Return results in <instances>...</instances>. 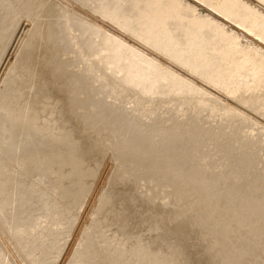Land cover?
Returning a JSON list of instances; mask_svg holds the SVG:
<instances>
[{"label": "bare ground", "instance_id": "bare-ground-1", "mask_svg": "<svg viewBox=\"0 0 264 264\" xmlns=\"http://www.w3.org/2000/svg\"><path fill=\"white\" fill-rule=\"evenodd\" d=\"M24 17H27L32 27H27L28 30L25 27L28 32L25 35L26 32L23 31L25 37L22 35L24 38L20 49L13 52L12 48L13 53L8 51L11 53L3 56L7 51L5 49L9 48L11 35L13 40V33L17 30L14 28L20 27V22L26 20ZM22 28L24 30V27ZM13 45L15 47V43ZM2 56L4 62L0 63V264H20V259L17 262L15 254L24 264L187 262L182 260L186 259V252L191 251L188 246L189 251L184 252L186 255L181 260L183 257L181 247L186 249V244L178 243L164 251L159 248L152 251L149 247L152 244V248H155L153 244L158 241L151 240L154 242L145 247L151 239L147 240L149 233L143 232L148 235L146 238L148 243L143 246L144 244L138 241L141 234L138 236L132 232L138 236L134 240L136 237L130 233L131 240L134 237L133 240L130 241L128 238L127 241L130 242L126 243L122 238L123 244L118 241L122 242L120 238L124 236L118 234L119 230H113V233L117 232L119 236L114 237L115 234L113 235L111 231L112 237H119V240L117 239L116 243L113 242L114 238L111 241H107V238L105 240L112 245L118 243L119 246L113 249L110 247L111 250L102 247L107 245L104 244V238L101 242L99 241L101 238H97L101 237L104 230L111 229L108 223L105 228H110L105 229L104 226L94 225V222L93 226L99 227L100 234L96 231L100 236L94 234L95 230L93 234L92 231L91 234L87 232L92 222L86 227L83 221L84 223H79L72 229L77 219L72 211L79 207H76L77 204L82 203L81 199L84 200L92 189L89 190V186L86 185L89 178H86L87 182L83 178L87 174L92 175V171L93 174L97 173L95 168L94 170L90 168L91 172H87L90 166L85 167L86 163L82 161L86 171L80 159L72 153L76 152L78 156L82 155L81 159L87 160L86 157L89 158L87 153L96 152L97 147L100 150V152L97 150L99 152L97 154L101 157L93 153L89 159L93 161L97 156L94 160L96 162L107 151L112 150L109 159L115 166L114 168L109 166L112 168L110 172H113L112 179L109 175L106 180L109 169L106 168L108 164L105 162L106 169L100 171V174L98 172L99 176L95 173L96 190L92 191L93 195L91 192L88 193L92 196L91 201L103 196L98 194L102 185H105V180H109L110 183H106L107 187L113 184L117 186L120 182L126 186L129 182L132 191L135 189L132 182L137 183L136 187L139 186L134 191L140 190L135 193L143 195L144 204L139 207L144 208L143 211L147 207L146 203L152 205L155 200H158L157 204L155 202L152 208L161 205L160 201L164 203L169 200L168 204L171 203L172 207L164 204L168 210L162 206V209H156L157 215L154 213L153 217L151 214L150 218L153 217L154 222L156 216H159L157 221L162 217L164 221L160 222L159 226L165 225L166 222L165 226L168 228H165L170 229L169 231L173 228L172 231L177 235L179 231L186 230L183 235L184 241L187 232L190 233L188 238L193 236L199 239L202 249L197 240H193L195 243L192 241L191 246L194 244L196 248L192 249L196 253L198 249L201 257L198 253L197 257H194L195 252L193 254L191 252L192 257L187 256L191 258L190 262L193 264L198 259L199 262L196 264H264V174L257 175L256 178L242 174L254 168L264 169V136L261 137L264 135V0H0V60L3 61ZM56 57H59L58 60ZM51 90L53 94L56 93L54 103L58 102L61 105L60 107L57 104V108L59 106L60 109L56 112L55 109L51 112L53 105L50 106L46 104L48 101H45L46 96L52 94ZM58 94H64L63 98ZM46 109L50 110L51 117L46 116L49 114L45 112ZM41 110L42 115L46 113V117L44 116L46 121L40 119ZM65 113L67 115L69 113L70 118L74 116L73 122H76L75 119L81 122L73 126V123L68 122L71 120L69 115H66V119H69L67 121L69 129L72 124L74 130L79 127L85 134L88 131L87 135H83L86 138L94 136L92 137L94 140L87 146V141L91 138L86 139L82 136L83 132L78 131L77 134L81 133L79 135L87 142V147L84 148L85 143L83 144L80 139L83 144V149H80L82 144L79 143V137L74 136L76 132L72 133L74 135L71 138L79 140L74 143L80 145L75 144L79 149L74 147L77 151L72 153L70 150L62 152L64 149L62 146L67 145L72 130L68 129L69 134L67 129L65 130L67 128V122L64 121ZM232 117L240 119L239 123L234 124L238 129L228 128L222 132V136L227 138L217 139L214 147L219 151L218 156H222V160H218L216 156L205 153V141L198 138L192 129L198 126L200 120ZM47 118L55 122V125L53 123V126L52 122L47 124ZM62 122L66 124L62 125ZM91 130L94 134L89 133ZM256 139L258 142L254 144L253 141ZM70 140L69 143L72 144ZM59 141L66 143L59 145ZM259 144L263 145L260 152L255 148ZM67 146H64L65 149H68ZM71 149L73 150L72 146ZM78 150H84L80 151L83 154ZM84 153L86 157H83ZM102 162L100 161V165L97 161L98 166L104 168ZM67 165L68 168H72H70L72 172L71 170L70 173L65 172L64 177L63 172L66 169L69 171ZM82 168L85 172H82ZM73 173L74 177H71L70 174ZM29 176L32 178L29 179ZM44 176L55 180L50 186L47 184L46 188L41 186L37 188ZM95 176L93 175V182ZM67 177L72 180H68ZM63 178L71 184L68 181L66 182L69 185L62 184L65 181ZM131 178L133 180H130ZM44 179L43 181L47 180ZM115 179L120 180H117L119 181L117 185ZM126 179L127 182H124ZM136 180L138 181L135 182ZM43 181L42 185L48 183V180ZM124 184L117 186L118 188L112 186L110 190L117 189L112 190L114 194L111 191L109 196L101 192L106 195L103 197L105 202H111L113 199V202L119 203L124 197L128 200L134 199H131V202L135 200L141 202V197L138 196V200L128 185L124 188L128 187L130 191L123 188ZM119 188L128 191L131 196L132 193L134 195L129 197L125 191L122 194ZM37 191L42 195H45L43 191L54 194L55 199V195L64 198L62 201L66 203L65 210L60 205L59 196H57L59 204L48 193L50 197L48 201L45 198L41 199L43 201L41 203L37 201L39 196H42ZM33 193L36 195L33 196ZM120 194L125 196L121 198ZM30 195L33 198L38 196L35 201L32 200L39 202L40 205H35L30 200L32 197ZM116 197L118 201L114 200ZM86 198L90 200L89 196ZM103 198L96 199L95 203L99 200V203L105 205ZM130 201L121 205L124 207L129 204L123 209L129 207L132 212L136 210L133 218L130 212L126 214L128 219L121 214L126 218L125 221L123 217L124 223L130 221L127 231L137 227V217L142 214L136 213L140 210L137 207L139 203L137 206L135 204L137 201L132 203L133 207L130 209ZM28 202L34 204V207H31V204L27 206ZM93 203L88 204L90 207L86 209V215L92 217L99 210L95 208L97 210L90 211ZM101 204L98 205L102 206ZM109 207L106 205L107 209ZM122 207H119V212ZM136 207L137 209H133ZM119 208L117 207V210ZM153 210L148 206L146 213ZM111 214L108 218L113 217ZM106 215L105 213L104 216ZM178 218L183 219L179 222ZM120 220L122 222L117 223H123L122 218ZM111 221L113 224L112 218ZM175 221L177 223L174 224ZM104 222L107 220H102V223ZM169 223H172L171 227ZM153 224L152 229L153 226H157ZM133 226L135 227L132 228ZM121 228L120 231H126L124 226ZM91 229L93 227L88 230ZM166 229L160 230L163 232ZM125 231L124 235L127 233ZM163 233L165 234V231ZM4 234L8 240L15 241L18 248L10 244L14 242L8 243L6 237L3 241ZM71 235L72 239L68 245V238H71ZM93 235L102 248L95 245V239H93L95 243L91 240ZM109 235L106 236L104 233L103 237ZM141 239L145 242V238ZM133 241L138 243L134 245ZM182 241L180 240L181 243ZM5 243L14 248L4 246ZM129 243L134 245L130 249L120 247V244L127 246ZM64 247L68 249L58 262L62 255L60 253L62 250L65 251ZM194 258L198 259L195 261Z\"/></svg>", "mask_w": 264, "mask_h": 264}, {"label": "rangeland", "instance_id": "rangeland-1", "mask_svg": "<svg viewBox=\"0 0 264 264\" xmlns=\"http://www.w3.org/2000/svg\"><path fill=\"white\" fill-rule=\"evenodd\" d=\"M37 9L39 10L40 8H37ZM22 18H23V17H22ZM24 18L26 19L27 17H24ZM40 20H41V19H40ZM20 21H21V20H20ZM20 21H19V22H20ZM24 21H26V22H24ZM21 22H22V23H21ZM21 22H20V24L17 22V23L20 25L19 28H18V27H15V28H14V30H15L16 28H17V30L19 29L18 31L16 30V32H14V33H16V35H15L13 32H11V33H13V40H12V35H11V38H10V39H11L12 41L9 40L10 42H8V46H9L8 49H9V50H8L7 48L5 49V51L7 50V51H6L7 53L5 52V55H3V56H5V57L7 56V54H10V53L12 52V50H13L12 48H14L13 52H16V51L18 50L19 46L22 45V43H23V38L25 37V35H26L27 32H28V31H27V30H28L27 27H30V26L32 27L31 23L28 22L27 19H26V20H22ZM27 22H28V24H27ZM26 24H27V25H26ZM24 25H25V26H24ZM16 26H17V25H16ZM21 26L24 27V30H22L23 28H22ZM25 27H26L27 30L25 29ZM20 29H21V31H20ZM14 30H13V31H14ZM25 30H26V31H25ZM23 31H24V33L26 32L25 35L23 34ZM21 32H22V34H21ZM20 34H21V36H20ZM14 35H15V37H14ZM22 35H24V37H23ZM19 36H20V39H19ZM21 37H22V38H21ZM17 38H18V39H17ZM16 39H17L18 42H16ZM13 41H14V42H13ZM21 42H22V43H21ZM9 43H12V44L9 45ZM14 43H15V47H16V48H15L14 45H13ZM17 44H19V45H17ZM3 45H4V44H3ZM16 45H17L18 47H17ZM12 46H13V47H12ZM6 47H7V44H6ZM11 49H12V50H11ZM19 49H20V48H19ZM8 51H11V52H8ZM13 52H12V53H13ZM3 56H2L3 61L0 60V61H2V62H0L1 64L4 62V57H3ZM9 56H10V55H9ZM53 58H54V57H53ZM57 58H59V57H56V59H57ZM56 59H55V60H56ZM52 60H53V59H52ZM57 60H58V59H57ZM59 60H60V59H59ZM30 61H31V60H30ZM45 67H48V65H45ZM47 69H49V68H47ZM50 92H52V90H51ZM59 92H60V91H58V93H59ZM60 93H61V92H60ZM50 94H51V93H50ZM50 94L46 96L45 101H46V102H47V101L49 102L50 100H52V102L50 101L49 103H48V102H47V103L45 102V103L48 104V105H50V106L53 105V106H51V108L53 107V108L51 109V112H52L53 109H55L54 111L56 112L58 109H60L59 106L61 107V105H60L58 102H55V103H54V101H55V97H56V95H54V94H56V93L53 94V92H52L51 96H50ZM58 95L61 96L62 94H58ZM58 95H57V96H58ZM63 95H64V94H63ZM63 95H62V98H63ZM49 96H50V97H49ZM51 97H52V99H51ZM53 98H54V99H53ZM43 102H44V100H43ZM64 102H65V100H64ZM53 103H54V104H53ZM46 104H45V105H46ZM57 104L59 105L58 108H57ZM45 105H43V106H45ZM50 106H48L49 109H50ZM54 106H55L56 108H54ZM48 107H46V108H48ZM42 108H43V107H42ZM44 109H45V108H44ZM47 110H48V109H46L45 112H46ZM39 111H40V110H39ZM42 111H43V110H41V116H40V119H41L42 121H43V120L46 121V119H45L46 116H50V117H51V115H50V114H51L50 110L47 111V112L49 113L48 115H46V113H45L44 115H42V114H43ZM54 111H53L52 115L54 114ZM39 114H40V112H39ZM45 115H46V116H45ZM66 115H67V113H65V120H64L65 122H67V121L69 120V119H66ZM68 115H69V113H68ZM68 115H67V116H68ZM44 116H45V117H44ZM71 116H73V115H71ZM42 117H43V119H42ZM50 117H48V118H50ZM48 118H47V120H48V123H47V124H50V123L52 122V125H53V123H54V125H55V122L50 121ZM69 118H70V115H69ZM73 118H74V116H73ZM73 118L71 117V118H70L71 120L68 121L69 123H73V124H74L73 126H75L77 123H78V124L81 123L80 121H79L80 123L77 122V119H75L76 122H73V121H74ZM72 120H73V121H72ZM45 121H44V122H45ZM49 122H50V123H49ZM68 122H67V128H65L66 126H65L64 128H65V130L67 129L66 131L68 132V134L71 132V136H70V134H69L68 141H67V139H65V140L62 139V141H67V145L69 144L68 146H69L70 148H69L66 144L63 145V144L66 143V142L62 143V141H61V142L59 141V142H60L59 145L62 144L63 146H62V145H61V146L64 148L63 151H62V147L60 146L61 149H60V147H59V149H60L62 152H64V150H68V151L70 150V153L75 152V150L77 151V149H79V148H77V146H80L79 143L82 144V141H83V144H84V143H85V144H84V146H83V144H82V145L80 146V147H81L80 149H83V147H84V148L87 147V146L91 143V140H94V138H92V137H94L93 135H91V137H90V136H87V138H86L85 136H83V135H87V134H88V133H87V132H88L87 130H86V131H87L86 134H85V132L83 131V129L81 130L79 127L76 128L77 126L75 127L76 130H74V128H72L73 126H72V124H71V129L73 130V132H72V130L69 129L70 126H69ZM239 122H240V119H239V118L234 119V117H232V118H225V119H224V118H218V119H217V118H212V119H210L209 121H202V120H200L198 126L194 127L192 130H193V132L195 133V135H196L198 138H200V139H202V140L205 141V143H204L205 153L208 154V155H210V156H212V155H213V156H216L218 160H222V156H218L219 151H218V150H215V147H214V146H215V143H216L217 139H219V138H220L221 140H224V139L227 138L226 136H224V137L222 136V132L225 131L226 129H228V128L238 129V126H237V125L234 126V124L239 123ZM75 123H76V124H75ZM61 124H62V125H63V124L65 125L66 123L62 122ZM54 125H53V126H54ZM82 125H83V124H82ZM218 125H221V126H218ZM232 125H233V126H232ZM68 126H69V127H68ZM79 126H80V125H79ZM81 128H82V127H81ZM219 128H221V129H219ZM242 128H243V127H242ZM68 129L71 130V131L69 132ZM78 129H79V130H78ZM239 129H241V128H239ZM80 130H81V131H80ZM78 131H80L81 133L83 132V133H82V136L85 137L86 139L91 138L90 140L87 141L88 143L84 141L85 138H84V140H83V137H81V135H79V134H81V133L77 134ZM75 132H76V133H75ZM91 132H93V134H94V131L91 130L89 133L92 134ZM72 133H75V135L72 134ZM76 134H77V135H76ZM73 135H74V136H78L79 138H78V137H77V138H78L79 140L81 139L82 141L80 140V141H81V142H80V141L78 140V141H79L78 144H77V143H74V142H76L77 140L74 138V139H75V141H74V139L71 138V137H73ZM262 136H264V135L262 134L261 137H262ZM80 137H81V138H80ZM96 137H97V136H96ZM96 137H95V138H96ZM69 138H70L71 140H70ZM235 139H236V138H235ZM69 140H70V142L72 141V144H73V145H72L71 143H69ZM96 140H97V139H96ZM78 141H77V142H78ZM257 142H258V139H256V140L253 141L254 144H256ZM86 143H87V146H86ZM75 144H76L77 146H76ZM109 144H110V142H109ZM251 144H252V143H251ZM74 145H75V146H74ZM110 145H111V144H110ZM64 146H67L66 148H68V149H65ZM71 146H72V148H73L74 151L71 149ZM82 146H83V147H82ZM262 146H263L262 144H261V145L259 144V146H256L255 148L257 149L258 152H260ZM74 147H76L77 149H76V148L74 149ZM84 150H85V149H84ZM84 150H83V151H84ZM97 150H98V147H97V149H95L96 152H94V151H92V152L95 153V154H97L98 151L100 152V150H98V151H97ZM109 150H110V149H109ZM78 151L80 152V151H82V150H78ZM83 151H82V152H83ZM65 152H66V151H65ZM79 152H78V153H79ZM82 152H80V153H82ZM85 152H86V151H85ZM99 152H98V153H99ZM105 152H106V151H105ZM107 152H108V153H107ZM107 152H106L105 155L103 154L104 156L102 155V156H103V157H102L103 159H102V158H99V160H97V161L99 162L100 165H101L100 161L102 162L103 160H104V161L102 162L103 165H104V162H105L106 164H108V165L106 166V168L109 169V172L107 173L106 180H107V178H108L109 175H110V176H109L110 178L112 177V175H113L112 173H113V172H110V169H111V171H112V168H114L113 166H115V165H114V164H115L114 162L111 161L113 164L110 162V159H111V156H112V154H111L110 152H112V150H111L110 152H109V151H107ZM90 153H91L90 151H89V153H87L88 156H89V158L92 157V154H93V153H91V155H89ZM103 153H104V152H103ZM109 153H110V154H109ZM112 153H113V152H112ZM72 154H74V156H77L78 159H80V161H81V165L84 164V162H85V163H86V164H85V167L88 168V166H90V167L88 168V170H89L90 168L94 170V168H95V170L97 171V173L94 171V172L96 173V176H97L98 172H99V174H100L104 169H106V168H105V165L103 166L104 168H102V166H101V167H100V165L98 166L97 161H96V162L94 161L95 159H97V158H96L97 156L95 157V159H93V161L95 162V163H94L92 160H90L91 158L89 159L88 157H86V154H85V153H84L85 155H83V157H86L87 160H85L84 158L81 159V157H82L81 154H79V155H81V157L78 156V154H77L76 152H75V153H72ZM76 154H77V155H76ZM82 154H83V153H82ZM101 154H102V151H101ZM97 155H98L99 157H101V155H99V154H97ZM109 155H110V156H109ZM77 157H76V158H77ZM93 158H94V157H93ZM109 158H110V159H109ZM88 159H89V161H88ZM100 159H101V160H100ZM112 159L115 160L114 158H112ZM107 160H109V161H108L109 163H107ZM82 161H84V162H82ZM86 161H88V163H87ZM91 162H92V163H91ZM90 163H91V164H90ZM93 163H94V165H93ZM96 163H97V164H96ZM88 164H90V165H88ZM95 164H96V166H95ZM109 164H110V165H109ZM64 166H66V165H64ZM68 166H69V165H67L66 168H68ZM92 166H94V167H92ZM109 166H112V168H111V167L109 168ZM82 167L86 170V168H85L83 165H82ZM96 167H98V168H96ZM131 167H132V166H131ZM131 167H130V168H131ZM63 168H65V167H63ZM66 168H65V169H66ZM70 168H71V167L68 168L69 171L66 169V171L63 172V176H64V177L66 176V175H65V174H66L65 172H69V173H70V170L72 169V168H71V169H70ZM83 168H82V172H85V171H83V170H84ZM61 169H62V168H61ZM91 169H90V170H91ZM98 169H100V170H98ZM132 169H133V168H132ZM90 170H89V171L86 170V171L90 173V172H91ZM62 171H63V170H62ZM62 171L60 170V172H62ZM100 171H101V172H100ZM138 171H139V170H138ZM71 172H72V170H71ZM92 172H93V171H92ZM92 172H91L92 175L89 174V176H91L92 179H90V177L87 176L88 174H87L86 176H84V178H83L85 181H86V178H87V177L89 178V179L87 178V179H88L87 181H89L91 184H90L89 182L86 181V182L88 183V184H86V185L89 186V190H90V188H92V189L90 190L91 193L88 192V193H90L91 195H93V194H94L93 192L96 190V189L94 188V187H95L94 185L96 184V180H97V178H96V176H95V173L93 174ZM132 172H133V171H132ZM135 172H136V171H134L133 173H135ZM140 172H141V173H144V172H142V171H140ZM140 172H139V173H140ZM64 173H65V174H64ZM137 173H138V172H137ZM137 173H136V176H137ZM67 174H68V173H67ZM74 174H75V173L70 174L71 177H74V176H72V175H74ZM85 174H86V173H85ZM99 174H98V176H99ZM111 174H112V175H111ZM242 174L245 175V176H248V177L256 178L257 175L264 174V169H263V168H254V170H247V171L243 172ZM48 175H49V174H48ZM51 175H52V174H51ZM70 175H68V176H70ZM93 175L95 176V177H94V178H95V181H94V182H93ZM53 176H54V175H52V177H53ZM142 176H143V174H142ZM45 177H46V176H44V178H45ZM130 177H132V176H130ZM28 178L30 179V178H32V177L29 176ZM44 178H42V181H43ZM110 178H109V179H110ZM45 179H47V178H45ZM45 179H44V180H45ZM67 179L70 180V181L72 180V178L69 179L68 177H67ZM111 179H112V178H111ZM111 179H110V180H111ZM127 179H129V178H127ZM127 179H126L124 182H127ZM134 179H135V177H134ZM140 179H141V178H140ZM47 180H48V183H44L45 185H42V184H43L42 181H40V182L38 181V182H39V183H38L39 185H37V188H39L40 186H41L42 188H44V187L46 188V185L49 184V186H50V184L52 183V181H54L55 179L52 180L51 178H49V179H47ZM47 180H46V181H47ZM49 180H51V182H50ZM60 180H62V178H60ZM63 180H65L64 182L68 181V180H66V178H65V179L63 178ZM90 180H91V181H90ZM106 180H105V182L107 183L109 180H108V181H106ZM117 180H119V179H115L116 182L114 181V182H115V185H117L116 183H118V182L120 181V180H119V181L117 182ZM130 180H133V179L131 178ZM130 180H129V181H130ZM46 181H43V182H46ZM70 181H68L69 184H71ZM85 181H84V182H85ZM111 181H113V180H111ZM111 181H110V182H111ZM121 181H122V180H121ZM137 181H138V180H136L135 182H137ZM49 182H50V183H49ZM61 182H62V181H61ZM64 182H63L62 184H64V185H69L67 182H66V183H64ZM86 182H85V183H86ZM105 182H104V183H105ZM106 183H105V185L103 184L102 186L107 190V192H106L105 189H103V187L100 188L101 191H99L100 194H98V195H100V196L103 195V196H102V197H98L99 200H100V198H103V197L105 198L106 195L109 196V194H110V192H111L112 190L117 189L119 186H121V185L124 184V183L121 184V182H120L121 185L118 183V185H117L118 187H117V186H114V184H113L112 186L117 187V188H114V189L110 190L112 186L109 185V186L107 187L108 184H106ZM108 183H109V182H108ZM112 183H113V182H112ZM112 183H111V184H112ZM128 183H129V182H127V185H128L129 188H130V185H129ZM132 183H133V185L135 184V185H134L135 187L133 186L135 189H133V191H132V188H130V190H131L132 192H134V194L137 195V197H138V196L141 197V198H140L141 202H139V201H137V200L131 202V201L134 200V199L129 198V200H128V199L126 198L128 201H130V200L132 199V200L130 201V204H131L130 209H131V207H133V206H132V203H135L136 201H137V202L135 203L136 206H137L138 203H139V205L137 206L138 208L140 207V205H142V203L144 204V202H143V200H142V198H143L142 196H143V195L140 196V195H141L140 193H139V195L136 194V193L139 192L140 190H139V191H134V190H136V188H137L139 185H137V187H136V184H137V183H134V182H132ZM89 184H90V185H89ZM109 184H110V183H109ZM91 185H93V186L90 187ZM127 185H126V186H127ZM47 186H48V185H47ZM126 186H125V184H124L123 188L126 187ZM131 186H132V185H131ZM121 188H122V187H121ZM121 188H119V189H120L119 191L122 190ZM124 189H128V187H127V188H124ZM138 189H139V188H138ZM170 189H171V188H170ZM93 190H94V191H93ZM128 190H129V189H128ZM130 190H129V191H130ZM168 190H169V189H168ZM92 191H93V192H92ZM104 191H105V192H104ZM115 191H116V190H115ZM123 191H125V190H122V191H121L122 194L124 193ZM37 192H38V191H37ZM101 192H103V193L106 194V195H104V194L101 193ZM108 192H109V193H108ZM112 192H113V194H114V191H112ZM117 192H118V190L116 191V193H117ZM125 192H126V191H125ZM127 192H128V191H127ZM127 192H126V195H128V196L130 195V196H131V194H129V192H128V194H127ZM132 192H131V193H132ZM135 192H136V193H135ZM35 193H36V192H35ZM35 193H33L32 195L35 196V195H36ZM38 193H39L40 195H42V194L40 193V191H39ZM38 193H37V194H38ZM42 193L45 194V195H42V196H44V197L39 196V198H38V196H37V197H34V198H33V196L30 195V196H32V197H30V198H31L30 200L33 199V200L35 201V199L38 198L37 201L39 200V202L41 203V202H43L42 200H44V198L48 201V200L50 199L51 195H52L51 193L49 194V193L47 192V193L50 195V197H49V196L47 195L46 192L43 191ZM88 193L86 194V197L89 196L90 200H89L88 198L85 197L86 199H85V198H83L84 200L81 199L82 203L79 202L81 205H80V204H79V205L77 204V206H76V207L79 206V207H81L82 209L79 208V207H78L77 209H76L75 207H73V209L75 208L74 211H72L73 209L71 210L72 212H74V213L76 214V217H77V219L75 220L76 223L74 224L75 226L73 225V228H72V229H75L74 227H76L79 223H84L83 221H85L84 224L86 225V227H87L88 225L90 226V223L92 222V224H91L92 226H90V227H93V229L88 230V229H90V227H89V228L87 229V232H89V234H91V233L93 234L94 230H95V231L97 230L98 233L100 232V230L98 229L99 227L96 228L95 226H93L94 222H95L94 225H97V226H98V225H101V226H104V228H105V226L107 227V225H108V226L110 225L111 229H108V228H110V227L105 228V229H108V230H104V231H106V232L108 231V232L106 233V232L103 231L102 234H101V237H98V236H97V235L100 234V233L98 234L97 231L94 233V234L97 236L98 239L101 238V239H99L100 242L103 240L102 238H104V244H107V245H108V244H111V242L107 243V241H111L112 238H114V237H116V236H119V235L121 234V236H124V237H121L120 239L123 238L124 240H126L125 242L128 243V242L132 241L133 238H134V237H133L132 240H131V238H130V233H131L132 235H134V234L136 233V234H138V236H140V234H141L140 237H138V236L136 235V236L138 237V239L140 238V239L138 240L140 244H142V245L144 244L143 246H145V245L149 242V243L147 244V246H145V247H148V245L150 244L151 240L158 241V242H156V243L153 241V242H154L153 245H155V248H152V244H151V246L149 245V246L151 247V248L149 247V250H152V251H157V250H158L157 248H159V250L161 249L162 251H164L167 247H170V246H173V247H174V245L176 246V244H178V243H180V245H181V244H182V245H183V244H184V245L186 244V245H185V246H186V249H185L184 247H181V248H182V253H183V254H182V253H181V254H182L183 257H182L181 254H180V256H181L182 258H181V257H178V258H181V260L184 259V257H185L184 255H186V253H187V255H186V257H185L187 260L185 259V260H182V261H184V262L187 261V262H188V263L186 262L187 264H189V263H190V264H193L192 262H190L191 258H190V257H187V256H191V257H192L191 252H192V254H193V252L196 253V251L193 250V249H195L196 247L194 246V244H193V246H191V244H192V241H193V240H194V241L197 240V239H196L197 237L195 238V237L192 236V235H193L192 231H191V233H192V234H191V236H192L191 238H188V237L190 236V233L187 232L188 235L186 234L187 236L185 237V238H186V239H185L186 242H185V241H184V236H183V235L185 234L184 232H185L186 230H183V232H181L182 230L179 231V233H178V235H177V233H175L174 231H172L173 228H172V230H171L172 232L169 231L170 229H166V228H168V226H165V225H167L166 222H165V225H162V224H161L162 226H159V225H158L160 222L162 223V222L164 221V220H162V219H163L162 217L159 219V221H157V219L159 218V216H156V217H157V218L155 217V218H156V222H154L155 220H154L153 217H154V215L156 214V213H155V212H156V209H159V210H160V208L162 209V206H163V209L165 208V210H168L167 207H164V206H165L164 204H166V206H167V204L169 203V202H168L169 200H167V202L165 201L164 203H163L162 201L159 200L160 203H161V205H160V204H158V206L155 205L156 207L153 206V208H152V205H153L155 202H156V204H157V201H158V200H155V202L153 201V204H152V205H148V204L146 203L147 205L145 204V207L147 206L146 208H148V206H151V209H152V210L154 209L153 212H152V211H149V212L147 211V213H146V208H145L144 211H143L144 208H143V209H140V208H139L140 210H139V211L137 210L136 213L139 212V213H142V214H143V213L145 212V213L143 214L144 216L141 214V216H143L144 219L142 218V219H143V220H142V219H141V216H139L140 214H137V215L139 216V217H137V219L140 220V221L136 220V218H134V219L137 221V224L140 226V227H139V226L137 225L138 228L136 227L138 232L135 231L136 228H135V229H132L133 231H132L131 229L128 228V229H129V230H128L129 232H128V231H127V227L130 225V221H129V223H128V222H127V223H124L123 217H124V216L126 217V216H127L126 214H130V213H131V217H132V215L135 216V211H136V210H135V211L133 210V212H132V211H131L132 209H131V210L128 209L129 207H128L127 209H123L124 207H127V205L129 206V204H126V206L122 207L123 205H125L124 202L127 201V200L125 199V197H124L125 195L122 196V194H120V195H121V198L124 197V200H125V201H124L123 199H122V200H119V199H118V200H119V203H118V202L116 203L115 201L113 202V199L111 200V202H107V201L105 202V200H104V198H103V201H104L105 205H102L101 203H99V200H97L98 203H97V202L95 203V200L98 199L97 197L94 199V201H91V200H92V196H91L90 194L88 195ZM116 193H115V195H116ZM119 193H120V192H119ZM57 194H58V193H57ZM134 194L132 193V196H133ZM46 195H47L48 199L46 198ZM53 195H54V194H53ZM53 195H52V197H54ZM87 195H88V196H87ZM111 195H112V193H111ZM111 195H110V196H111ZM118 195H119V194H117V197H119ZM55 196H56V199H55V197H54V200H56L55 202H57V203L59 204V202L61 201L62 204L60 203V205L62 206V209L64 208V210H65V205H64L65 202H63L64 200L62 201V199H64V198H60L61 196H59V195H55ZM57 196H59L60 199L57 198ZM128 196H127V197H128ZM130 196H129V197H130ZM132 196H131V197H132ZM40 197H41V198H40ZM52 197H51V198H52ZM117 197H116L114 200H116ZM134 197H136V196H134ZM139 197H138V200H139ZM121 198H120V199H121ZM41 199H42V200H41ZM57 199H59L60 201L57 200ZM30 200H29V201H30ZM33 200H32V201H33ZM52 200H53V199H52ZM85 200H86L87 202H85ZM118 200H116V201H118ZM32 201H30V202H32ZM34 201H33V202H34ZM37 201L34 202L35 205H40V204H38L39 202L37 203ZM65 201H66V199H65ZM128 201H127V202H128ZM33 202H32V203H33ZM49 202H50V201H49ZM51 202H52V201H51ZM93 202H94V203H93ZM121 202H122L123 204H122ZM127 202H126V203H127ZM170 202H171V201H170ZM36 203H37V204H36ZM91 203H93V205H91V208H90V211H91V212H92V209H93V210H94L95 208L99 209V210L95 209V210H97V211H96L94 217H92L91 215H86V209L88 210V207H90V205H88V204H91ZM102 203H103V202H102ZM108 203L111 204V206H110ZM158 203H159V202H158ZM30 204H31V203L28 202L27 206L30 205ZM58 204H57V205H58ZM65 204H66V203H65ZM83 204H84V205L86 204V206H84ZM98 204H101L102 206H99ZM118 204H119V205H118ZM170 204H171V203H170ZM170 204H168V205H170ZM31 205H32L31 207H34V204H31ZM60 205H58V207H59ZM63 205H64V207H63ZM82 205H83V206H82ZM87 205H88V206H87ZM94 205H95V206H94ZM106 205H107V207H109V206H110V207L107 209V208H106ZM115 205H116L118 208H119V207H122V210H121L122 213H121V211L119 212L120 208L117 210V207H116ZM121 205H122V206H121ZM66 206L68 207V204H67ZM92 206H94V207H92ZM96 206H97V207H96ZM112 206H113V208L111 209ZM114 206H115V207H114ZM143 206H144V205H143ZM170 206H171V205H170ZM170 206H169V207H170ZM29 207H30V206H29ZM85 207H86V208H85ZM137 207H136V208H133V209H137ZM171 207H172V206H171ZM59 208H60V207H59ZM103 208H104V209H103ZM115 208H116V209H115ZM141 208H142V207H141ZM62 209H61V210H62ZM83 209H84L85 211H84ZM109 209H110L111 211H114V210H115V212H117V213L119 212L120 214H119V213L117 214V213H115V212H111ZM95 210H94V211H95ZM103 210H105V211L108 210V212H105V211L102 212ZM126 210H127V211L129 210L128 213H127ZM148 210H149V209H148ZM94 211H93V212H94ZM109 211H110V213H109ZM78 212H79V213H78ZM98 212H99V213H98ZM100 212H102V214H103V213H104V214L102 215V214H100ZM129 212H130V213H129ZM77 213H78V214H77ZM105 213L107 214L106 216H104ZM108 213H109V214H108ZM111 213H113V214H111ZM132 213H133V214H132ZM148 213H149V214H148ZM154 213H155V214H154ZM110 214L113 215V217L110 216V217L108 218V216H109ZM115 214H116V216H117L118 218H116ZM121 214H123L124 216L122 217ZM151 214H152V216H153L152 218H150V217H151ZM153 214H154V215H153ZM97 215H99V216L101 215V216H100L101 218L98 217ZM118 215L121 216V218H122V220H123V223H120V222L117 223L118 221H121V220H120L121 218L119 219V216H118ZM145 215H146V216H145ZM156 215H157V214H156ZM85 216H87V217H85ZM89 216H91L95 221L92 220V218L89 217ZM114 216H115V218H114ZM97 217H98V219L101 220V222H99V220L97 219ZM103 217H104V218H103ZM105 217H106V218H105ZM125 217H124V219H125V221H126V218H127V217H126V218H125ZM129 217H130V215H129ZM179 217H180V216H179ZM86 218H87V219H86ZM107 218H108V219H107ZM111 218H112V220H113V224H112ZM132 218H133V217H132ZM139 218H140V219H139ZM149 218H150V219H149ZM83 219H85V220H83ZM105 219L107 220V222L102 223V220L105 221ZM114 219H115L116 221H114ZM118 219H119V220H118ZM127 219H128V218H127ZM134 219H133V220H134ZM152 219H153V220H152ZM178 219H179V222H180V219L182 220L183 218H178ZM178 219H177L176 221H178ZM78 220H79V221H78ZM86 220H87V222H86ZM91 220H92V221H91ZM109 220H110L111 222H110ZM133 220H131V221H133ZM144 220H145V221H144ZM151 220H152V221H151ZM80 221H81V222H80ZM150 221H151V222H150ZM176 221L174 222V224L177 223ZM77 222H78V223H77ZM97 222L100 223V224H98ZM114 222H115V223H114ZM121 222H122V221H121ZM134 222H135V221H134ZM134 222H133V223H134ZM140 222H141V223H140ZM144 222H145V223H144ZM86 223H87V224H86ZM101 223H102V224H101ZM106 223H108V224L106 225ZM109 223H110V224H109ZM142 223H143V224H142ZM153 223H157V224H153ZM103 224H105V225H103ZM116 224H117V225H116ZM125 224H127V225L125 226ZM128 224H129V225H128ZM134 224H135V226H136V223H134ZM152 224H153V225H157L158 227H157V226H153V229H152V227H151ZM163 224H164V223H163ZM170 224L172 225V223H169V226L171 227ZM112 225H113V227H112ZM119 225H120V227H118ZM121 225H122V226H121ZM131 225H133V224H131ZM101 226H100V229L103 230V229H102L103 227L101 228ZM123 226H124V229L126 228V231H127V233H125V235L123 234V232H124L125 230L120 231V228L122 227L121 229H123ZM135 226H133L132 228H134ZM173 226H174V225H173ZM173 226H172V227H173ZM94 227H95L96 229H94ZM142 227H144L143 229L146 228L145 231L142 229ZM156 227H157L159 230H160V229H162V230H163V229H166V230H164V231H165V234L163 233L164 231L161 232L162 230H160L159 232H160V233H163V234H160L159 232H157L158 229H157ZM165 227H166V228H165ZM130 228H131V227H130ZM139 228H140V229H139ZM147 228H148V229H147ZM174 228H175V227H174ZM116 229L120 231V232L118 231V234H119V235L117 234V232H116V233H113V232H114L113 230L117 231ZM151 229H152V231H150ZM139 230H140V232H139ZM141 230H142V231H141ZM148 230H149L150 232H148ZM153 230H156V231L153 232ZM91 231H92V232H91ZM111 231H112V232H111ZM126 231H125V232H126ZM130 231H131V232H130ZM134 231H135V232H134ZM168 231H169V232H168ZM90 232H91V233H90ZM110 232L113 233V235L115 234L114 237H112V235H111ZM132 232H133L134 234H133ZM143 232H145L146 234L149 233L150 236L146 235V234L143 233ZM166 232H167V233H166ZM180 232H181V233H180ZM104 233H105L106 236H108V235L110 234L111 237H110V235H109L110 238H109V237H105V236L103 237ZM151 233H152V234H151ZM153 233H155V234H153ZM158 233H159V234H158ZM168 233H169V235L167 236ZM194 233H195V232H194ZM2 234H3V233H2ZM107 234H108V235H107ZM126 234H128V235H127V238H125V237H126ZM4 235H5V234H4ZM95 235H93V238H92L91 240H93V239L96 238ZM142 235H143V236H142ZM151 235H152V236L154 235L153 237H154L155 239H154L153 237H151ZM173 235H174V236H173ZM175 235L178 236L179 239H180L181 241L183 240L182 243L180 242V240L178 239V237H176ZM196 235H197V234H196ZM99 236H100V235H99ZM134 236H135V235H134ZM136 236H135V237H136ZM147 236H148L149 238H147ZM165 236H166V237H165ZM172 236H173V237H172ZM5 237H6V241H7L9 238H7L6 235L3 236V241H4V238H5ZM91 237H92V235H90V238H91ZM94 237H95V238H94ZM137 237L134 238V240L137 239ZM142 237L145 238V239H144L145 242L143 241V239H141ZM169 237H171V238H169ZM174 237H175V238H174ZM106 238H107V239H106ZM128 238L130 239V241H127V240H129ZM146 238H147V240H149L150 238H151V239L147 242ZM181 238H182V239H181ZM194 238H195V239H194ZM198 238H199V236H198ZM69 239H70V240H69ZM71 239H72V235H71V238H70V237L68 238V245H69ZM98 239H95L96 241L93 240V242H94V241L96 242V244H95L96 246L98 245V244H97ZM105 239H106L107 241H106ZM108 239H109V240H108ZM117 239L119 240V237L114 238V239H113V240H114L113 242L116 243V242H117V241H116ZM123 239H122V240H123ZM158 239H160V240H158ZM164 239H166L167 242H166ZM170 239H171V240H170ZM187 239H188V240H187ZM122 240H121V241H122ZM124 240H123L122 242H119V241H120V240H119L118 243H123ZM175 240H176V241H175ZM177 240H178L179 242H178ZM200 240H201V239H200ZM9 241H10V242H14V243H10V244H11V245L14 244L13 246H14L15 248H18V246H17V244H16L15 241L8 240L7 242L9 243ZM115 241H116V242H115ZM138 241H137V243H138ZM159 241H160V243H159ZM162 241H163V243H161ZM164 241H165L166 244L164 243ZM194 241H193V242H194ZM197 241H198V242H197ZM197 241H196V242H197V244H198V243H199V239H198ZM95 242H94V243H95ZM100 242H98V243H100ZM113 242H112V243H113ZM153 242H151V243H153ZM168 242H169L170 244H169ZM8 243H7V244L5 243V244H3V245L8 247V246H9ZM114 243H113V245H114ZM118 243H117V244H118ZM135 243H136V241H135V242L133 241V244H134V245H135ZM137 243H136V244H137ZM171 243H173V244H171ZM194 243H195V242H194ZM201 243L203 244L204 242L201 241ZM15 244H16V245H15ZM66 244H67V243H66ZM101 244H103V242H102ZM117 244H115L116 246L114 245V247H113L112 244H111L110 246L102 245V247L105 246V247H108L109 249H111L110 247H112V249L115 248V247L118 248L119 245L117 246ZM123 244H124V243H123ZM129 244H130V243H129ZM129 244H126L127 246H125V245L121 246L122 244H120V247H123V248L126 247V249H130V247L134 246V245H132V243H131L130 245H129ZM158 244H159V246H157ZM160 244H161V245H160ZM167 244H168V245H167ZM189 244H190V245H189ZM199 244H200V243H199ZM3 245H2V246H3ZM68 245H67V247H68ZM99 245H100V244H99ZM99 245H98V246H99ZM128 245H129V246H128ZM195 245H196V244H195ZM13 246H11V247H13ZM156 246H157V247H156ZM160 246H162V247H160ZM187 246L189 247V249H190L191 251L188 250V247H187ZM197 246H198V245H197ZM11 247L9 246L8 248L11 249ZM14 247H13V248H14ZM67 247H66V248L64 247V248H65V251L62 250V252L60 253V254H62V255H60V257H59V259H58V262H59V260L62 258L61 256H63L64 253L66 252V250L68 249ZM100 247H101V245H100ZM102 247H101V248H102ZM153 247H154V246H153ZM200 247H201V244H200ZM13 248H12V250H13ZM64 248H63V249H64ZM98 248H99V247H98ZM103 248H104V247H103ZM183 248H184V250H183ZM192 248H193V249H192ZM197 248H198V247H197ZM112 249H111V250H112ZM124 249H125V248H124ZM154 249H155V250H154ZM156 249H157V250H156ZM201 249H202V247H201ZM201 249H200V250H201ZM186 250L189 251L190 255H189L188 252H186ZM13 251H14V250H13ZM114 251H116V250H114ZM201 251H202V250H201ZM184 252H186V253H184ZM202 252H203V251H202ZM197 253H198V249H197ZM197 253L194 255V257H197ZM198 254H199V253H198ZM199 256L201 257V254H199ZM200 257H199V258H200ZM15 258H17L16 260H18L17 262H19V259H20V262H19V263H20V264H24V263L21 261V258H20V257L18 258V255H17V254H15ZM189 258H190V259H189ZM196 259H198V258H196ZM196 259L194 258L195 261H196ZM105 260H107V259H105ZM109 260H110V259H109ZM198 260H199V259H198ZM198 260H197V261H198ZM200 260H202V259H200ZM111 261H112V260H111ZM191 261H192V260H191ZM195 261H193V262H195ZM197 261H196V262H197ZM17 262H16V263H17ZM106 262H107V261H106ZM108 262L111 263L110 261H108ZM196 262H195L194 264H196ZM198 262H199V261H198ZM200 262H202V261H200ZM109 263H107V264H109ZM186 263H185V264H186ZM57 264H58V263H57ZM112 264H113V262H112ZM199 264H201V263H199ZM202 264H203V263H202Z\"/></svg>", "mask_w": 264, "mask_h": 264}]
</instances>
